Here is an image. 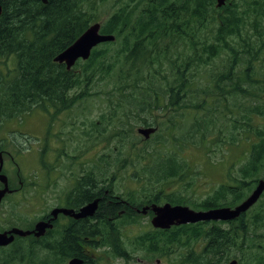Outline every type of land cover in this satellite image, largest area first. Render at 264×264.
I'll list each match as a JSON object with an SVG mask.
<instances>
[{
    "label": "trees",
    "instance_id": "16d2710c",
    "mask_svg": "<svg viewBox=\"0 0 264 264\" xmlns=\"http://www.w3.org/2000/svg\"><path fill=\"white\" fill-rule=\"evenodd\" d=\"M108 2L0 0V120L34 110L56 117L92 98L94 84H110L106 117L100 118L104 126L121 122V135L116 132L126 178L121 192L109 182L119 205L109 206L114 213L108 227L101 211L95 214L93 239L101 244L93 248L127 260L120 234L137 223V210L165 203L195 211L232 208L264 175V0H225L221 8L216 0H129L101 23L100 33L113 35V42L94 48L70 70L55 63L99 21ZM139 127L155 131L144 139L135 132ZM241 144L248 150L232 180L199 201L186 196L192 185L184 179L193 167L181 157L183 149L197 146L208 155ZM93 175L97 197L105 183L94 168ZM178 180L186 183L183 192L167 191ZM262 199L264 193L234 221L155 229L137 236L135 245L163 256L184 250L181 264H264ZM57 238L52 233L46 245L17 238L9 250H0L1 264L81 258ZM84 260L98 264L96 258Z\"/></svg>",
    "mask_w": 264,
    "mask_h": 264
},
{
    "label": "rangeland",
    "instance_id": "374dc122",
    "mask_svg": "<svg viewBox=\"0 0 264 264\" xmlns=\"http://www.w3.org/2000/svg\"><path fill=\"white\" fill-rule=\"evenodd\" d=\"M128 2L129 0H109L100 9L97 17L99 21L95 23L101 25L121 3ZM106 82H98L91 87L90 91L95 95L86 103L75 105L56 117H49L44 112L34 110L19 118L0 120V144L3 145L0 150L11 152L18 164L17 167L7 155L3 157L2 173L9 180V185L18 191L7 196L0 207V232L12 228L29 229V226L39 221L42 213L49 212L66 197L75 179L89 166H93L98 181L107 179L105 186H108L109 191L111 181L121 192V181L126 178L123 171L121 174V146L116 132L119 131L121 135V122L114 119L111 126H104L100 118L102 114L106 117L105 99L110 85H106ZM13 132L15 133L12 134ZM19 132L25 134L30 143L27 142L22 145L23 148L18 147L16 150L10 142L12 137H18ZM247 150L246 144L208 155L197 146L183 149L181 157L193 167L184 179L191 181L192 185V193L188 192L186 196L199 201L217 186L227 184L229 179L232 180L236 175ZM19 151L23 152L24 156L16 154ZM100 173L107 176L99 178ZM18 177L21 185L18 183ZM184 187L186 183L178 180L170 183L167 191L182 193ZM112 194L117 192L112 191ZM152 217V214H140L137 223L123 227L120 235L123 246L130 253L127 260L113 259L102 249H92L91 255L98 260V264H181L184 250H173L169 255L163 256L150 254L136 247L137 236L155 230L151 225ZM30 242L29 239L24 241L26 244Z\"/></svg>",
    "mask_w": 264,
    "mask_h": 264
},
{
    "label": "water",
    "instance_id": "95a60500",
    "mask_svg": "<svg viewBox=\"0 0 264 264\" xmlns=\"http://www.w3.org/2000/svg\"><path fill=\"white\" fill-rule=\"evenodd\" d=\"M42 4H46L47 0H38ZM225 4V0H216V7L221 8ZM2 14V7L0 5V16ZM100 23H94L89 27L66 49L59 53L54 62L58 64H64L67 70H70L77 61H86L91 55L94 48L103 43L113 42L115 37L113 35H105L100 33ZM153 128H139L137 134L144 139L154 133ZM3 170V157L0 152V183L3 186L0 189V204L6 194L11 191L8 188V179L2 173ZM264 193V176L260 178L254 189L250 194L241 201L238 205L230 207L212 208L206 211H195L185 206L176 205L173 206L169 203L162 205H151L150 207H144L139 212L142 215H146L147 211H151L153 217L151 219V225L154 229L168 230L171 227H178L188 224L196 223H208V222H231L238 219L242 214L249 211L261 198ZM98 207V200H94L92 203L83 207L78 214L74 216L76 218H86L93 216ZM58 212L65 214H72V211L68 210H55L53 212V218ZM71 216V215H70ZM51 224L48 222H38L32 231H24L18 228H12L9 231L0 232V247H5L11 244L15 236L26 237L33 235L35 238L41 237L46 229L51 228ZM68 264H83L82 260L73 259ZM228 264H237L236 260H232Z\"/></svg>",
    "mask_w": 264,
    "mask_h": 264
},
{
    "label": "flooded vegetation",
    "instance_id": "af4514ba",
    "mask_svg": "<svg viewBox=\"0 0 264 264\" xmlns=\"http://www.w3.org/2000/svg\"><path fill=\"white\" fill-rule=\"evenodd\" d=\"M14 133L15 132H13L12 134ZM18 134H19L18 137L17 138L12 137V140L10 142V144L13 145L16 148V150L18 149V147L23 148L22 145H26L27 142L30 143L28 137L25 134L21 132H19ZM39 143H41V141H39ZM0 146L3 145L0 144ZM0 152L2 153V157H4L5 155L9 156L13 161V163L18 167V164L14 161L15 156L11 152L4 150H0ZM16 154H19V156L20 155L24 156V153L21 151H19V153L16 152ZM73 159L74 158H72V160ZM18 179H19L18 183L21 185L22 182L19 177ZM103 181L104 183H106L107 179L103 178ZM2 188L3 186L0 183V189ZM8 188L11 192L6 194L5 197L2 199L0 207L7 196L14 195L18 191L17 189L12 188V186L9 185V180H8ZM93 189H94L93 166H89L84 172L81 173V175L78 176L77 179H75V182L69 193L66 195V197L60 200L55 208H53L49 212L47 211L44 214L42 213L38 222L50 223L52 225L50 229H46L45 233L39 238H35L33 235H29L26 237L15 236L11 244L5 247H0V250L10 248V246L17 241V238L29 239L31 240L30 243L38 242L40 245H44L46 244V240L49 238V236L52 233H54V235L58 237L56 239L57 242H61V244L65 248L70 249V251L73 252L74 254H76V251L78 250L81 257V258H77L74 257L75 255H73V257L67 259V261L64 264H68V262L73 259L83 260V264H84L85 261L84 259L93 258V255H91L92 249L98 250L93 248L94 245L101 244L100 241L93 239L94 236L93 227H95V223H94L95 214L101 211V214L104 215L103 218L105 217L104 221L107 222L106 226L103 227H108V221L110 220L108 218V214L114 213L113 210L109 209V206H111L112 204H115L116 206L119 205L117 203V199H119V197L116 194L111 195L108 190V186L103 187L102 189L103 192L98 191L97 194H99V196L97 197H95V193ZM94 200H98V207L93 216L86 218H76L74 216L75 214H78L83 207L92 203ZM145 207H150V206H145ZM55 210H68V211H72V214L67 215L63 212H58L56 216L53 218V212ZM140 210H137L138 213ZM116 213L121 215V209L118 210ZM147 213L152 214L150 210L147 211ZM37 223L33 224L32 226H29L30 228L24 231H32ZM221 223H227V222H221ZM96 227H101V226L99 224H96ZM43 255H46L45 251H43Z\"/></svg>",
    "mask_w": 264,
    "mask_h": 264
},
{
    "label": "bare ground",
    "instance_id": "6f19581e",
    "mask_svg": "<svg viewBox=\"0 0 264 264\" xmlns=\"http://www.w3.org/2000/svg\"><path fill=\"white\" fill-rule=\"evenodd\" d=\"M83 261V260H82Z\"/></svg>",
    "mask_w": 264,
    "mask_h": 264
}]
</instances>
